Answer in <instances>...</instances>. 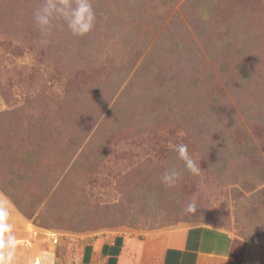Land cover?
I'll return each mask as SVG.
<instances>
[{"label": "rangeland", "instance_id": "1", "mask_svg": "<svg viewBox=\"0 0 264 264\" xmlns=\"http://www.w3.org/2000/svg\"><path fill=\"white\" fill-rule=\"evenodd\" d=\"M41 3L0 0V198L17 264H81L94 237L194 225L234 235L215 264H264V0H92L83 37L63 21L42 36Z\"/></svg>", "mask_w": 264, "mask_h": 264}, {"label": "crops", "instance_id": "2", "mask_svg": "<svg viewBox=\"0 0 264 264\" xmlns=\"http://www.w3.org/2000/svg\"><path fill=\"white\" fill-rule=\"evenodd\" d=\"M234 235L214 226L194 225L136 236L116 233L87 240L81 264H215L232 253Z\"/></svg>", "mask_w": 264, "mask_h": 264}, {"label": "clouds", "instance_id": "3", "mask_svg": "<svg viewBox=\"0 0 264 264\" xmlns=\"http://www.w3.org/2000/svg\"><path fill=\"white\" fill-rule=\"evenodd\" d=\"M33 15L35 25L42 36L52 32L56 26L55 21H63L72 36L83 37L94 29L97 19L92 0H42ZM174 151L189 174H200L201 168L189 154L187 144L174 145ZM180 177L181 173L172 168L166 171L161 179L166 186L173 187ZM197 208L193 199L188 203L186 211L194 214ZM17 253L18 239L11 219L10 204L6 199L0 198V264H17Z\"/></svg>", "mask_w": 264, "mask_h": 264}, {"label": "built area", "instance_id": "4", "mask_svg": "<svg viewBox=\"0 0 264 264\" xmlns=\"http://www.w3.org/2000/svg\"><path fill=\"white\" fill-rule=\"evenodd\" d=\"M39 259H40V257L37 256V258H36V263H37V264L39 263Z\"/></svg>", "mask_w": 264, "mask_h": 264}]
</instances>
